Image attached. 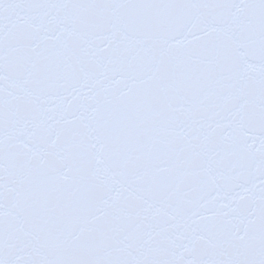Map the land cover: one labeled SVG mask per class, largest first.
I'll list each match as a JSON object with an SVG mask.
<instances>
[{
  "label": "snow or ice",
  "instance_id": "1",
  "mask_svg": "<svg viewBox=\"0 0 264 264\" xmlns=\"http://www.w3.org/2000/svg\"><path fill=\"white\" fill-rule=\"evenodd\" d=\"M0 264H264V0H0Z\"/></svg>",
  "mask_w": 264,
  "mask_h": 264
}]
</instances>
